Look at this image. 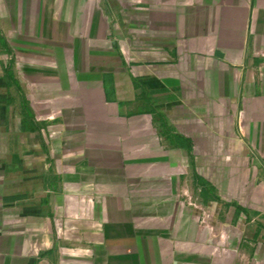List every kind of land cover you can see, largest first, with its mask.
I'll list each match as a JSON object with an SVG mask.
<instances>
[{
	"label": "crops",
	"instance_id": "crops-1",
	"mask_svg": "<svg viewBox=\"0 0 264 264\" xmlns=\"http://www.w3.org/2000/svg\"><path fill=\"white\" fill-rule=\"evenodd\" d=\"M0 264H264V0H0Z\"/></svg>",
	"mask_w": 264,
	"mask_h": 264
},
{
	"label": "trees",
	"instance_id": "trees-1",
	"mask_svg": "<svg viewBox=\"0 0 264 264\" xmlns=\"http://www.w3.org/2000/svg\"><path fill=\"white\" fill-rule=\"evenodd\" d=\"M7 76L9 78H13V74L11 73V71H7ZM108 80V79H106ZM134 86L136 90L140 89V85L138 83V81L136 79H134ZM114 91L113 89H108L106 88V95H107V99L109 101H112V97ZM119 105H123L122 103H120ZM172 142L180 147L186 148L189 152H192V143L191 141H189L188 139H186L185 137L181 136V135H175L172 138ZM197 182L199 187L202 190V196L204 198V202L207 201V199H211L213 201H218V202H223V200L221 199L220 196L217 195V190L216 188H214L213 186H211L210 184H208L207 182H205L203 179H201L200 177H197ZM227 204V203H225ZM237 208H240L239 206H237Z\"/></svg>",
	"mask_w": 264,
	"mask_h": 264
},
{
	"label": "rangeland",
	"instance_id": "rangeland-1",
	"mask_svg": "<svg viewBox=\"0 0 264 264\" xmlns=\"http://www.w3.org/2000/svg\"><path fill=\"white\" fill-rule=\"evenodd\" d=\"M117 61H119V59H117Z\"/></svg>",
	"mask_w": 264,
	"mask_h": 264
}]
</instances>
